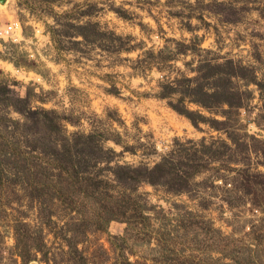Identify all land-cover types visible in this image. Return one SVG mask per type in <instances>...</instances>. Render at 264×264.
<instances>
[{"label": "rangeland", "instance_id": "rangeland-1", "mask_svg": "<svg viewBox=\"0 0 264 264\" xmlns=\"http://www.w3.org/2000/svg\"><path fill=\"white\" fill-rule=\"evenodd\" d=\"M0 264H264V0H0Z\"/></svg>", "mask_w": 264, "mask_h": 264}, {"label": "trees", "instance_id": "trees-1", "mask_svg": "<svg viewBox=\"0 0 264 264\" xmlns=\"http://www.w3.org/2000/svg\"><path fill=\"white\" fill-rule=\"evenodd\" d=\"M52 127H53V125H50L49 126V128H52ZM80 168H82V167H80ZM161 172L163 173V171L161 170V166L160 165L155 166V168L152 169L151 171H145V173H147L148 177L151 179V180L148 179V182L151 183V185H156L157 184L156 175L159 174L157 177H161L162 176V173ZM164 172L166 173V171H164ZM76 173H79V171L78 172L75 171L74 173H72L71 174V177L72 178L77 177L76 176ZM123 175L124 176H122V177L120 175L118 179L121 180V178H124V179L126 178L130 182H133V183H135L136 181H138L137 180V177H138L139 174L136 171H134V173H126L125 172ZM175 175L177 176V174H175ZM174 182H176V179H174Z\"/></svg>", "mask_w": 264, "mask_h": 264}, {"label": "built area", "instance_id": "built-area-1", "mask_svg": "<svg viewBox=\"0 0 264 264\" xmlns=\"http://www.w3.org/2000/svg\"><path fill=\"white\" fill-rule=\"evenodd\" d=\"M11 29L9 28L8 31H10ZM9 33V32H8ZM7 34V33H6Z\"/></svg>", "mask_w": 264, "mask_h": 264}]
</instances>
